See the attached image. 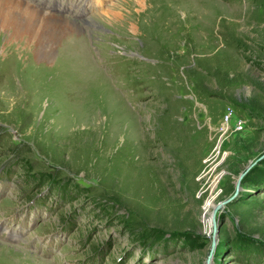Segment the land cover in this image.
Segmentation results:
<instances>
[{
	"label": "rangeland",
	"instance_id": "374dc122",
	"mask_svg": "<svg viewBox=\"0 0 264 264\" xmlns=\"http://www.w3.org/2000/svg\"><path fill=\"white\" fill-rule=\"evenodd\" d=\"M25 2L85 33L0 36V264H264V0Z\"/></svg>",
	"mask_w": 264,
	"mask_h": 264
},
{
	"label": "bare ground",
	"instance_id": "6f19581e",
	"mask_svg": "<svg viewBox=\"0 0 264 264\" xmlns=\"http://www.w3.org/2000/svg\"><path fill=\"white\" fill-rule=\"evenodd\" d=\"M78 28L77 23L43 15L38 8L22 0H0V36L36 45L37 57L41 59L50 58L60 35Z\"/></svg>",
	"mask_w": 264,
	"mask_h": 264
},
{
	"label": "water",
	"instance_id": "95a60500",
	"mask_svg": "<svg viewBox=\"0 0 264 264\" xmlns=\"http://www.w3.org/2000/svg\"><path fill=\"white\" fill-rule=\"evenodd\" d=\"M264 159V153L255 161V162H253V163H251V164H249V166H248V168H247V170L245 171V173H243V174H241L240 176H239V180L247 173V171L252 167V166H254V165H256L258 162H260V161H262ZM238 191H239V188L237 187V189H236V191H235V195L232 197V198H230V199H228V200H226V201H224L223 203L225 204V203H228V202H230L236 195H237V193H238ZM221 206L220 205H218L216 208H220ZM213 245H214V242H213V244H212V248H213Z\"/></svg>",
	"mask_w": 264,
	"mask_h": 264
},
{
	"label": "built area",
	"instance_id": "2783aa9c",
	"mask_svg": "<svg viewBox=\"0 0 264 264\" xmlns=\"http://www.w3.org/2000/svg\"><path fill=\"white\" fill-rule=\"evenodd\" d=\"M228 111H229V115H232L234 113V110L231 107L228 108Z\"/></svg>",
	"mask_w": 264,
	"mask_h": 264
},
{
	"label": "trees",
	"instance_id": "16d2710c",
	"mask_svg": "<svg viewBox=\"0 0 264 264\" xmlns=\"http://www.w3.org/2000/svg\"><path fill=\"white\" fill-rule=\"evenodd\" d=\"M261 162H264V159H263L262 161L258 162V163H260V164H261Z\"/></svg>",
	"mask_w": 264,
	"mask_h": 264
}]
</instances>
